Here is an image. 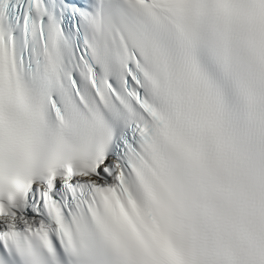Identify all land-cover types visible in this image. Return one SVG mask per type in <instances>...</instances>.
<instances>
[{
	"label": "snow or ice",
	"instance_id": "1",
	"mask_svg": "<svg viewBox=\"0 0 264 264\" xmlns=\"http://www.w3.org/2000/svg\"><path fill=\"white\" fill-rule=\"evenodd\" d=\"M0 264H264V0H0Z\"/></svg>",
	"mask_w": 264,
	"mask_h": 264
}]
</instances>
